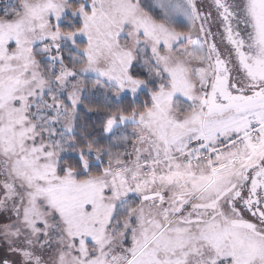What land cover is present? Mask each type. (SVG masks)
I'll return each mask as SVG.
<instances>
[{
	"label": "snow or ice",
	"instance_id": "obj_1",
	"mask_svg": "<svg viewBox=\"0 0 264 264\" xmlns=\"http://www.w3.org/2000/svg\"><path fill=\"white\" fill-rule=\"evenodd\" d=\"M0 264H264V0H0Z\"/></svg>",
	"mask_w": 264,
	"mask_h": 264
}]
</instances>
